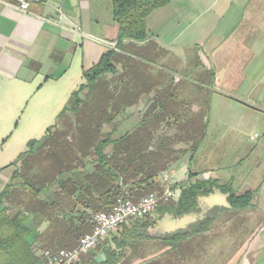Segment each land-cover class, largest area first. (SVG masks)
I'll return each mask as SVG.
<instances>
[{
	"label": "crops",
	"instance_id": "obj_1",
	"mask_svg": "<svg viewBox=\"0 0 264 264\" xmlns=\"http://www.w3.org/2000/svg\"><path fill=\"white\" fill-rule=\"evenodd\" d=\"M17 4L0 0V192L15 168L9 164L27 150L29 140L41 138L56 123L71 102L72 92L84 82L83 71L104 52L116 49L118 35L112 0H29L28 12ZM147 24L153 35L151 78L155 79L156 68L161 67L166 75L183 68L203 84L213 79V86H202L192 96L197 101L209 99V141L206 137L192 158L185 155L171 165L167 172L174 182L183 185L188 180L211 178L220 183L231 181L233 186L250 165L254 168L251 182L236 185L234 190L240 194L255 189L260 180L263 184L264 171L259 173L263 141L262 157L249 158L257 142L244 159L235 157L231 167L240 170L220 177L222 169L217 168L222 165L215 154L214 136L222 124L221 115L232 131L254 126L264 132V0H170L149 14ZM124 46L140 49L146 45L124 40ZM118 68L122 73L121 64ZM136 74L150 77L144 69ZM150 83V91L157 88L156 82ZM144 97L149 98L143 96V101ZM185 106L190 114L189 104ZM141 107L145 108L142 103L136 107V115L141 116ZM199 108L196 103L193 112ZM5 204L2 200L0 209ZM197 204L195 212L163 215L183 221L177 228L173 225L175 230H160L161 216L152 223L131 221L116 231L112 239L128 237L131 243L124 249L127 258L118 264H264V185L252 197V205L242 210L229 209L227 196L217 190L198 197ZM76 209L85 208L77 204ZM14 212V208L8 210ZM223 213H228L225 219L220 218ZM47 224L41 216L29 214V239L33 241ZM195 226L199 230L176 249L163 239ZM110 244L112 240L101 244L98 256Z\"/></svg>",
	"mask_w": 264,
	"mask_h": 264
},
{
	"label": "trees",
	"instance_id": "obj_2",
	"mask_svg": "<svg viewBox=\"0 0 264 264\" xmlns=\"http://www.w3.org/2000/svg\"><path fill=\"white\" fill-rule=\"evenodd\" d=\"M169 1L112 0V17L118 25L117 50L104 52L83 71L84 82L72 92L71 102L58 114L56 123L41 138L29 140L27 150L9 164L15 168L0 192V202L6 203L0 209V264H43V251L76 247L79 238L93 227L92 212L108 210L122 195L137 201L148 193L161 192L163 172L182 156L192 158L197 151L204 135L198 125L201 115L186 113V106L177 109L180 104L176 100L170 102L171 98L162 95L148 100L134 129L114 137L119 128L117 117L137 102L136 89H151V83L136 74L143 70L140 61L149 59L153 45L147 17ZM124 40L146 46L127 48ZM92 90L95 100L88 102ZM68 113L72 117L68 116L67 125L60 128L59 120ZM106 126L110 131L104 134ZM214 190L227 196L229 209L252 205V192L237 194L231 181L195 179L181 185L177 200L161 203L157 215L178 217L195 212L198 197ZM77 204L85 209L77 210ZM13 208L15 212L9 214ZM32 213L48 223L33 241L27 225ZM199 228L178 230L163 239L176 249ZM127 239L113 238L112 244L103 249L105 259L101 262L93 251L83 254L75 264H118L125 247L131 244Z\"/></svg>",
	"mask_w": 264,
	"mask_h": 264
},
{
	"label": "rangeland",
	"instance_id": "obj_3",
	"mask_svg": "<svg viewBox=\"0 0 264 264\" xmlns=\"http://www.w3.org/2000/svg\"><path fill=\"white\" fill-rule=\"evenodd\" d=\"M150 60L151 59L143 60L142 61L143 63L139 64L141 69L145 68L147 70V73L149 76L151 75L150 70L152 69V66H151L152 62H150ZM154 65H153V69H155ZM160 69L161 67L160 68L158 67V69L156 68V70L159 72L158 74L155 75V79H154V76L152 78L151 76L149 78L143 77V79L145 80L147 79L148 82H152V83L156 82L157 88H152V91L150 92L148 90H145L146 88L141 87V86H139L136 89V96H137V91H138L137 102L136 104H133L132 106L128 107L123 113L121 112L119 116L117 117V121H119V128L116 131L114 137H118L122 135L123 133L127 132L128 129L130 130V128L131 130L134 129L137 126V124L135 123L136 122L139 123L141 121L142 119L141 116L136 115L137 113L136 111H139L138 109L136 110V107L139 106L140 103H142L143 106L147 107L148 104L152 102L153 98L156 95H159V96L162 95L164 99L168 97L171 98L170 102L173 99L176 100L177 104L178 105L180 104V106H178L177 109L184 110L185 105L189 104L190 111H191L190 114L197 113L201 115V120H200L201 122L198 124L199 127H202V131H203L202 133L204 134V135L202 134L203 139L200 141V144H201L204 141V139L207 137V133L208 134L210 133L208 127H209L210 117L212 116H209L210 115L209 99H203V100L197 101L196 99L192 98V96H196V94L198 95L197 90H199V88H201L202 86L203 87L213 86V79H210V81H208L207 84L206 83L203 84L197 81L198 77H196L194 73L185 72L183 68L174 69L172 71L169 70V72H167L169 73V75L163 74V72H160ZM182 88L184 90H182ZM95 95L96 93H94V90L90 91V93L88 94V102H93L95 100ZM143 96H146L149 98L145 100V97H144V101H143L142 99ZM150 99L151 101L148 103V100ZM196 103H197V106L199 105L200 108H199V111L193 112L194 110L193 107L195 106ZM141 110H143V107H141ZM164 110L169 111V109H164ZM68 116L70 118L71 114L68 113L66 117L64 116L63 118L59 120L58 126L60 128H62L63 125L65 126L67 125L66 119ZM25 117L27 118L28 115ZM219 117H220L219 122H221L222 124L219 125L218 131L217 133H215V136L213 135L214 141L216 142L215 143L216 147L214 149L215 154L216 156H220L218 162L220 163V165H222V166H218L217 170L222 169L221 170L222 172L219 171L221 172L220 177H229L230 174H234L235 172H237L239 168V167L237 168L231 167V165H233V163L235 162V157H238V158L242 157L244 159L245 155L250 153V150L252 149L251 147L254 146L257 142H259L258 148L256 147L257 149H255L253 152L251 150V153L249 154V158H255L256 156L262 157V154H261L262 149L260 148V143L262 141L264 142V132L260 129L255 128L254 126H249L247 128L242 129L241 131L239 130L232 131L231 128L229 127L230 125L228 123H225L226 122L224 119L225 116L221 115ZM109 129L110 127H107V126L104 127L103 133L106 134L108 131H110ZM198 133H199V130H198ZM208 138L209 137H207L206 141H209ZM242 142L244 145L242 144ZM74 146L79 147V142L74 141ZM79 149L82 150L81 148ZM259 161H261V158L257 161V163ZM246 164H247L246 161H245V164L242 163L243 166H246ZM18 166H19V163H18ZM253 169L254 168L249 165L244 171L243 175L241 176L239 183L233 184L232 186L233 189H235L236 185L237 186H239V184L247 185V183L251 182L250 181L251 176L253 175V172H254ZM263 171H264V161L262 163V166L260 167L259 173L263 174ZM227 181L228 180H226L225 182ZM263 185L264 183L262 184V181L260 180V182L258 183V186L255 189L252 188L251 192L253 196L258 195L261 192ZM227 215L228 213H223L220 216V218L225 219ZM157 218H159V215L156 214L154 217H148L142 220H135V221L156 220ZM182 222L183 221L181 219H176L175 221H172L169 218L162 216L161 221L159 223L160 230H168V229L175 230V228L179 227V225H181ZM126 225L119 227L117 232ZM173 225H176V227L173 228ZM117 232L116 231L112 232L105 240H103L101 244H103V246H106L109 243V241L113 240L112 237L116 236ZM99 247H97L94 250V252H96L99 249ZM123 257L127 258V256L125 255ZM121 260L122 262L124 261L123 258Z\"/></svg>",
	"mask_w": 264,
	"mask_h": 264
},
{
	"label": "built area",
	"instance_id": "obj_4",
	"mask_svg": "<svg viewBox=\"0 0 264 264\" xmlns=\"http://www.w3.org/2000/svg\"><path fill=\"white\" fill-rule=\"evenodd\" d=\"M21 11L28 12L29 0H15ZM232 1V0H229ZM59 19L63 18L60 8L57 9ZM164 188L161 192H151L133 201L127 195L117 198L115 203L108 210H100L91 213L93 227L90 232L79 238L78 245L70 249H58L56 251L45 250L41 254L48 264H75L80 261L81 256L93 252L101 245L112 232L119 227L135 220H142L154 217L157 214L158 206L169 200H177L181 186L177 185L172 175L165 171L162 174Z\"/></svg>",
	"mask_w": 264,
	"mask_h": 264
},
{
	"label": "water",
	"instance_id": "obj_5",
	"mask_svg": "<svg viewBox=\"0 0 264 264\" xmlns=\"http://www.w3.org/2000/svg\"><path fill=\"white\" fill-rule=\"evenodd\" d=\"M102 259H104V254H100V255L96 258V260H97L98 262H101Z\"/></svg>",
	"mask_w": 264,
	"mask_h": 264
}]
</instances>
